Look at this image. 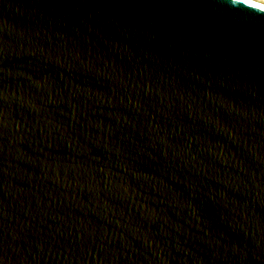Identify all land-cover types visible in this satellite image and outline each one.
<instances>
[{
  "label": "water",
  "instance_id": "1",
  "mask_svg": "<svg viewBox=\"0 0 264 264\" xmlns=\"http://www.w3.org/2000/svg\"><path fill=\"white\" fill-rule=\"evenodd\" d=\"M0 264H264V1L0 0Z\"/></svg>",
  "mask_w": 264,
  "mask_h": 264
},
{
  "label": "bare ground",
  "instance_id": "2",
  "mask_svg": "<svg viewBox=\"0 0 264 264\" xmlns=\"http://www.w3.org/2000/svg\"><path fill=\"white\" fill-rule=\"evenodd\" d=\"M262 1H264V0H262Z\"/></svg>",
  "mask_w": 264,
  "mask_h": 264
}]
</instances>
